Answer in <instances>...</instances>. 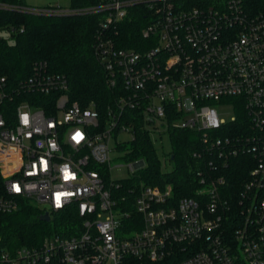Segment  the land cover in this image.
Wrapping results in <instances>:
<instances>
[{
	"label": "built area",
	"instance_id": "built-area-1",
	"mask_svg": "<svg viewBox=\"0 0 264 264\" xmlns=\"http://www.w3.org/2000/svg\"><path fill=\"white\" fill-rule=\"evenodd\" d=\"M66 12L99 14L94 52L112 98L103 110L71 101L68 77L46 61L19 82L0 70V211L30 200L51 219L76 215L38 245H0V264H264V0H95ZM137 13L141 38L123 46L120 23ZM221 104L232 105L230 119ZM241 111L246 126L234 130ZM156 120L201 132L195 195L143 181L118 193L111 139L122 148L121 134L134 142L136 124L151 134ZM236 156L248 179L240 222L227 232L226 171ZM145 165L136 158L129 167Z\"/></svg>",
	"mask_w": 264,
	"mask_h": 264
},
{
	"label": "trees",
	"instance_id": "trees-1",
	"mask_svg": "<svg viewBox=\"0 0 264 264\" xmlns=\"http://www.w3.org/2000/svg\"><path fill=\"white\" fill-rule=\"evenodd\" d=\"M95 0H71L68 7L53 5L51 9L37 12L27 7L24 0H0V70L13 82L28 77L38 61H46L49 68L65 74L69 80L67 91L71 101L87 105L95 101L103 110L111 101V91L105 82V74L95 52L94 41L99 30V14L66 12V9L81 7ZM144 15L133 14L132 18L120 24L121 45L136 46L145 24ZM54 99L56 93L44 94ZM244 111L231 123L232 129L242 128ZM137 138L133 142V156L143 158L146 165L133 176L120 179L118 193L133 192L140 182L163 185L170 182L177 198L195 195L201 187L196 169L200 159L194 156L196 150H203L201 132L186 128H169L171 152L169 161L172 168L166 169L157 154L151 134L143 132L136 124ZM244 156L231 160L226 171L229 178L228 197L232 209L224 221L227 232H232L240 222L238 204L240 192L248 179V165ZM203 165V164H202ZM224 167V166H222ZM4 180L0 172V195L5 193ZM42 210L30 200H23L15 211H0V245L14 251L20 246L38 245L46 235L68 228L76 220L71 211H63L51 220L41 219Z\"/></svg>",
	"mask_w": 264,
	"mask_h": 264
},
{
	"label": "rangeland",
	"instance_id": "rangeland-1",
	"mask_svg": "<svg viewBox=\"0 0 264 264\" xmlns=\"http://www.w3.org/2000/svg\"><path fill=\"white\" fill-rule=\"evenodd\" d=\"M27 4V7L30 8H42V7H49L53 5H61L64 7H68L71 4V0H24ZM3 35H7L8 33L3 30L0 32ZM219 113L221 117L226 119H230L233 114L234 110L232 105L229 104H221L218 106ZM156 126L155 131L151 129V136L154 139V143L157 148V154L160 157L161 163L165 166L166 169H171L173 164L169 161V154L171 152V140L170 134L168 130L161 126L160 120L155 121ZM130 135L128 133H123L120 135L119 140H124L123 147L118 148L117 139H111V158H112V166L110 170V174L114 180H120L124 178H128L133 176V172L129 167V164L134 163L137 157L133 156V142H131ZM128 140V141H127ZM140 171V170H139ZM138 171V172H139ZM144 182V181H143ZM40 206V204H38Z\"/></svg>",
	"mask_w": 264,
	"mask_h": 264
},
{
	"label": "snow or ice",
	"instance_id": "snow-or-ice-1",
	"mask_svg": "<svg viewBox=\"0 0 264 264\" xmlns=\"http://www.w3.org/2000/svg\"><path fill=\"white\" fill-rule=\"evenodd\" d=\"M82 134H80L79 132L76 133V135L73 137L74 140H76L77 142H79L80 139H82ZM70 177V174L68 173L67 170H65V178L68 179ZM16 191H20L19 187H16ZM57 206H60V196H57Z\"/></svg>",
	"mask_w": 264,
	"mask_h": 264
},
{
	"label": "water",
	"instance_id": "water-1",
	"mask_svg": "<svg viewBox=\"0 0 264 264\" xmlns=\"http://www.w3.org/2000/svg\"><path fill=\"white\" fill-rule=\"evenodd\" d=\"M41 219L46 220V221L51 220V216H50L49 212H45V213L41 214Z\"/></svg>",
	"mask_w": 264,
	"mask_h": 264
},
{
	"label": "clouds",
	"instance_id": "clouds-1",
	"mask_svg": "<svg viewBox=\"0 0 264 264\" xmlns=\"http://www.w3.org/2000/svg\"><path fill=\"white\" fill-rule=\"evenodd\" d=\"M25 123H27V118L25 117Z\"/></svg>",
	"mask_w": 264,
	"mask_h": 264
}]
</instances>
